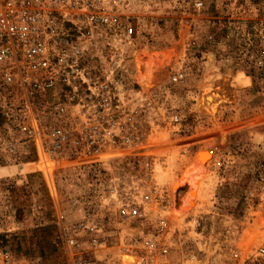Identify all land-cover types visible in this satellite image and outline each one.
Masks as SVG:
<instances>
[{
  "label": "rangeland",
  "instance_id": "1",
  "mask_svg": "<svg viewBox=\"0 0 264 264\" xmlns=\"http://www.w3.org/2000/svg\"><path fill=\"white\" fill-rule=\"evenodd\" d=\"M126 15L137 37L122 46L121 73L133 76L123 100L138 145L53 160L33 143L12 152L0 119V250L14 264H73L67 236L88 221L112 248L171 239L177 262L231 264L264 248V0H132ZM139 67L155 77L149 91ZM71 113L63 121L76 129ZM145 196L146 220L118 214Z\"/></svg>",
  "mask_w": 264,
  "mask_h": 264
},
{
  "label": "built area",
  "instance_id": "2",
  "mask_svg": "<svg viewBox=\"0 0 264 264\" xmlns=\"http://www.w3.org/2000/svg\"><path fill=\"white\" fill-rule=\"evenodd\" d=\"M130 1L0 0V119L12 152L33 143L53 160H90L138 145L137 112L123 100L133 76L128 70L122 75L120 65L122 46L131 47L137 37L136 23L126 15ZM173 81L182 84L185 74ZM71 110L80 119L76 129L63 121ZM150 203V196L122 203L118 214L142 222ZM66 243L73 264H123L125 254L137 264H218L194 256L177 262L173 241L153 236L112 248L91 221L75 226ZM263 261L261 247L231 264ZM0 264H14L8 251L0 250Z\"/></svg>",
  "mask_w": 264,
  "mask_h": 264
},
{
  "label": "bare ground",
  "instance_id": "3",
  "mask_svg": "<svg viewBox=\"0 0 264 264\" xmlns=\"http://www.w3.org/2000/svg\"><path fill=\"white\" fill-rule=\"evenodd\" d=\"M149 62H146L144 65H145V68L144 69H147L149 67L148 65ZM135 65V63H134ZM133 65V71H136V68L135 66ZM143 69V68H142ZM149 71V70H147ZM138 72H139V76L137 77L138 79V82L139 84L141 85V87L145 90V91H149L152 87H153V84H154V80H155V77L153 75H151V73H144L141 71V68L139 67L138 68ZM141 72V73H140ZM159 144V143H158ZM149 147L151 148H158L157 146V140H153L149 143ZM161 146L159 145V148L158 150H160ZM106 158V157H105ZM202 158L203 160H206V159H209L210 158V155L209 153H204L202 154ZM181 183H177L175 185V189H178L180 186L184 185V184H181ZM189 206L191 208H193L195 206V203H194V196H192L190 199H189ZM128 262H130L131 264H137V260L135 258H133L132 256H129L128 254H125L124 255V258H123V264H128Z\"/></svg>",
  "mask_w": 264,
  "mask_h": 264
},
{
  "label": "crops",
  "instance_id": "4",
  "mask_svg": "<svg viewBox=\"0 0 264 264\" xmlns=\"http://www.w3.org/2000/svg\"><path fill=\"white\" fill-rule=\"evenodd\" d=\"M186 188L189 190V185H187Z\"/></svg>",
  "mask_w": 264,
  "mask_h": 264
},
{
  "label": "trees",
  "instance_id": "5",
  "mask_svg": "<svg viewBox=\"0 0 264 264\" xmlns=\"http://www.w3.org/2000/svg\"><path fill=\"white\" fill-rule=\"evenodd\" d=\"M1 121V120H0Z\"/></svg>",
  "mask_w": 264,
  "mask_h": 264
}]
</instances>
